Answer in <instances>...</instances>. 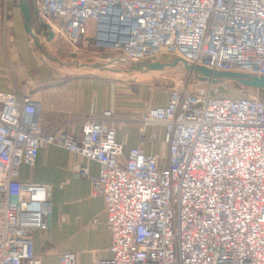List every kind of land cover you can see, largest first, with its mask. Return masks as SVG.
<instances>
[{
  "label": "built area",
  "instance_id": "built-area-1",
  "mask_svg": "<svg viewBox=\"0 0 264 264\" xmlns=\"http://www.w3.org/2000/svg\"><path fill=\"white\" fill-rule=\"evenodd\" d=\"M35 10L75 49L94 21V47L124 63L168 55L264 76V0H35ZM40 110L0 91V264H42L32 235L49 225L50 185L21 181L19 169L45 144L98 163L96 176L76 173L104 199L110 256L85 264H264V101L171 88L141 115L164 127L166 157L124 154L109 111L78 138L44 129Z\"/></svg>",
  "mask_w": 264,
  "mask_h": 264
},
{
  "label": "crops",
  "instance_id": "crops-1",
  "mask_svg": "<svg viewBox=\"0 0 264 264\" xmlns=\"http://www.w3.org/2000/svg\"><path fill=\"white\" fill-rule=\"evenodd\" d=\"M17 2L0 0V91L14 93L18 99L29 95L41 106L40 125L44 129H62L78 138L86 119H101L109 111L124 154L140 146L146 154L166 157L164 127L141 122L145 110L165 105L168 99L169 88L147 84L153 71L117 73L88 64L74 69L65 63L58 67L44 56L43 61L41 50L24 29ZM28 4L37 17L35 0H28ZM38 19H32V29L41 46L40 36L48 38V29L47 22ZM95 27L94 21L88 22L89 42ZM79 167H86L90 176L98 174L96 161L54 144L39 148L34 165L20 166L21 181L50 185L49 225L32 235L42 264H56L58 255L65 251L76 255L77 264L110 256L104 199L92 192L89 177L77 175ZM94 218L96 224L92 223ZM47 256L52 257L51 262Z\"/></svg>",
  "mask_w": 264,
  "mask_h": 264
},
{
  "label": "rangeland",
  "instance_id": "rangeland-1",
  "mask_svg": "<svg viewBox=\"0 0 264 264\" xmlns=\"http://www.w3.org/2000/svg\"><path fill=\"white\" fill-rule=\"evenodd\" d=\"M29 4H31V2H29ZM29 8L31 13V7L29 6ZM33 13L32 11L31 18L33 21L34 18H39L38 21L43 24L46 23L44 19L38 17V15L36 17ZM93 35H90V42L85 40L84 45L81 43L77 49L70 47L66 41L58 35L49 41L46 36L41 35L40 50L43 54L41 55L42 59L44 56L47 61L48 59L52 60L58 67H61V65L65 63L68 68L72 66L73 69L76 65L88 64V66L92 68L94 64H99L102 67L106 65L107 70H114L117 73L135 71L129 69V63H124L119 59V53L108 49L98 51L92 44ZM114 58H118V61L113 63ZM172 58L173 57L168 55L158 57L161 62H170ZM56 59L58 61H55ZM67 71H69V69ZM153 73L151 80H149L147 84H156V86L166 89L169 88V90L176 87L178 89H187L193 93H209L210 95L232 97L244 96L264 101V90L244 86L232 79H219L216 81L200 79L190 70L185 69L181 62L172 67H165L163 70H153ZM47 257V261L51 262L52 257Z\"/></svg>",
  "mask_w": 264,
  "mask_h": 264
},
{
  "label": "water",
  "instance_id": "water-1",
  "mask_svg": "<svg viewBox=\"0 0 264 264\" xmlns=\"http://www.w3.org/2000/svg\"><path fill=\"white\" fill-rule=\"evenodd\" d=\"M17 5L19 7V10L23 18V25L25 31L31 36L34 44L38 47V49H40L39 41L37 40L36 35L32 29V18H31L28 0H18ZM46 26L48 29L47 39L50 40L54 34L49 29L48 25ZM179 62L183 64L185 69L190 70L192 73L196 75V77L203 80L216 81L219 79H232V80H236L237 82H239L244 86L264 90V76H258L250 73H242L236 71L212 70L205 66L190 65L185 60L179 57H173L170 62H161V61L137 62L130 64L129 69L135 71H143V70L157 71V70H163L165 67L175 66ZM93 67L107 69L106 65L102 67L99 64H94Z\"/></svg>",
  "mask_w": 264,
  "mask_h": 264
}]
</instances>
